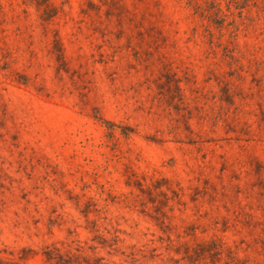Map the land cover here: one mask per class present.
I'll return each instance as SVG.
<instances>
[{
    "label": "rangeland",
    "instance_id": "1",
    "mask_svg": "<svg viewBox=\"0 0 264 264\" xmlns=\"http://www.w3.org/2000/svg\"><path fill=\"white\" fill-rule=\"evenodd\" d=\"M77 245L264 264V0H0V264Z\"/></svg>",
    "mask_w": 264,
    "mask_h": 264
},
{
    "label": "trees",
    "instance_id": "2",
    "mask_svg": "<svg viewBox=\"0 0 264 264\" xmlns=\"http://www.w3.org/2000/svg\"><path fill=\"white\" fill-rule=\"evenodd\" d=\"M101 243H105L106 239L104 237H101ZM116 240L117 236L114 237ZM169 242H172V240L168 236ZM111 245V244H110ZM80 245H77L74 247V251L67 250L65 252H60L58 248L52 246H46L43 253L45 255V261L47 264H108L103 260V257H97V256H88L84 255L80 252ZM192 250V253H189V251ZM143 250L140 248L139 252H142ZM155 247H151L150 252H154ZM209 251L208 245L204 241L200 243H196L195 246L191 247L190 245H184V252L186 255L191 259L192 256H196V259L200 258L201 256H204L205 253ZM217 253V252H216ZM131 259L134 260V253H131ZM153 255V254H152ZM177 262L178 260L175 259ZM229 264V263H227Z\"/></svg>",
    "mask_w": 264,
    "mask_h": 264
},
{
    "label": "clouds",
    "instance_id": "3",
    "mask_svg": "<svg viewBox=\"0 0 264 264\" xmlns=\"http://www.w3.org/2000/svg\"><path fill=\"white\" fill-rule=\"evenodd\" d=\"M131 223V221H129V224ZM111 226V225H110ZM128 225L124 224L123 222H121L119 225H117V227H127ZM131 230V229H130ZM10 242V241H9ZM130 243H135V240H132V239H125L122 241L121 244L118 245V247H121V248H125L127 244H130Z\"/></svg>",
    "mask_w": 264,
    "mask_h": 264
}]
</instances>
